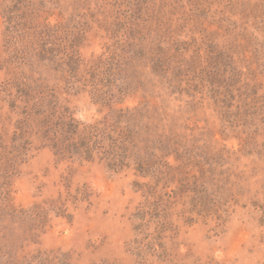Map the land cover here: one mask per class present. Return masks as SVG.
<instances>
[{
  "label": "rangeland",
  "instance_id": "rangeland-1",
  "mask_svg": "<svg viewBox=\"0 0 264 264\" xmlns=\"http://www.w3.org/2000/svg\"><path fill=\"white\" fill-rule=\"evenodd\" d=\"M91 67L169 136L157 186L44 142L21 91L46 113L53 94L77 119H102ZM213 72L231 87L215 92ZM19 122L33 147L0 200V264H264V0H0V146Z\"/></svg>",
  "mask_w": 264,
  "mask_h": 264
},
{
  "label": "trees",
  "instance_id": "trees-1",
  "mask_svg": "<svg viewBox=\"0 0 264 264\" xmlns=\"http://www.w3.org/2000/svg\"><path fill=\"white\" fill-rule=\"evenodd\" d=\"M23 10L18 11L23 12ZM43 46L45 48L41 49V53L45 56L46 54L53 56L50 48H48L49 46ZM131 47L128 46L125 51L129 52ZM48 60H52V58H48ZM160 60L158 58L156 62ZM104 62L102 61L101 64H106ZM62 63L67 67H63V72L67 73L69 77V79L65 80L68 81V84L74 86L72 78L75 79L82 76L80 71L82 63L76 51L74 50L71 56H67V59ZM108 65L105 66L108 67ZM158 65L160 64L156 66ZM93 68L91 67L86 73H90L93 79L105 83L93 95V97L95 96L96 104H101L108 109L102 119L92 122L77 119L72 110L60 104L58 97L53 94L50 95V99H52L50 111L46 113V111H43V102L35 99L30 86H26L27 89L21 91L23 102L27 106L31 105L34 115L41 117V122L44 126L41 135L44 142L62 160L78 159L85 162H93L99 159L116 172L133 167L139 177L153 179L154 185L157 186L163 180L162 176L164 174L168 176L170 170H172L169 162V150L171 148L168 146L171 142L169 136L154 135L158 126H153V123L145 121L146 119L152 120L153 116L151 113L140 106H124L125 95L127 94L126 89L121 84L117 85L112 81L109 75L106 74L105 76L104 72H102L101 79H98V71ZM109 69H112L111 65H109ZM217 70L219 69L217 68ZM210 78V84L215 88V92L217 87L223 84L227 87L229 86L228 88L231 87L230 83H227L225 79L222 82L219 81L217 79L219 77L215 72ZM113 88H116L117 92H112L114 91ZM227 91V95L231 96L232 92ZM35 100L39 101V103L32 105ZM244 102L247 103L245 97ZM27 114V116L30 115V113ZM17 129L19 131H16L10 144L3 142L0 146V200L6 202L11 200V179L17 173L18 166L25 162L33 147L28 136V130L31 129V126L28 123L26 125V123L19 122ZM176 154L177 161H179L181 155L177 152ZM179 182L180 185L185 184L184 181ZM140 184L145 186L147 192L155 189L154 185H150L149 182Z\"/></svg>",
  "mask_w": 264,
  "mask_h": 264
}]
</instances>
